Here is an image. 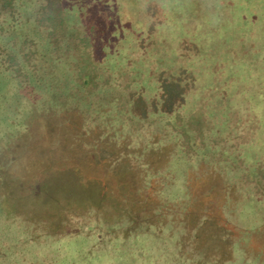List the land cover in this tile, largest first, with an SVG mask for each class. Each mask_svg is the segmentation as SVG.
Here are the masks:
<instances>
[{
  "label": "rangeland",
  "instance_id": "rangeland-1",
  "mask_svg": "<svg viewBox=\"0 0 264 264\" xmlns=\"http://www.w3.org/2000/svg\"><path fill=\"white\" fill-rule=\"evenodd\" d=\"M222 4L0 0V264H264V87L216 57L264 63V0L235 43Z\"/></svg>",
  "mask_w": 264,
  "mask_h": 264
},
{
  "label": "trees",
  "instance_id": "trees-1",
  "mask_svg": "<svg viewBox=\"0 0 264 264\" xmlns=\"http://www.w3.org/2000/svg\"><path fill=\"white\" fill-rule=\"evenodd\" d=\"M234 1H237V0H224V4H222V5H224L225 7H226V12H227V16L225 17V19L224 20H222V24L220 25V27H221V29H225V30H223V32H224V34H227L228 36L229 35H232V38H234L233 40H234V42L233 43H235V42H237V39L235 38V37H238L239 35H241V34H239L238 33V30L237 31H235L234 32V26L235 25H237V23L239 24V26L241 25V26H246L244 23L246 22V18L245 17H243V12H241L240 14H236L234 11H232V8H230V6H232L233 4H231V3H233ZM178 14H180L179 12H177ZM177 13H176V15H177ZM177 18V17H176ZM182 18H186L187 20L188 19H190V17H188V16H182L181 17V19ZM174 19H175V17H174ZM189 22V25H190V27L188 28V33L187 34H185V35H181L180 37H179V39L176 37L175 38V44L177 45L179 42L178 41H181V40H183L184 39V42H183V44L185 45V46H189L188 44H191L193 41H191V38H190V34H191V30L192 29H194L196 26H195V23L194 22H192V20H189L188 21ZM194 24V25H193ZM172 30H171V35H172V33L174 32V30H173V28H171ZM247 35H251V34H247ZM221 36V35H220ZM224 37V35L223 36H221L219 39H218V41L222 44V43H225V46H226V44H228L227 46H229V44L231 45L230 47L231 48H229V50H227V51H229V54L225 57V54L227 53V51L226 50H222V52H220V54L219 55H217L216 57L217 58H219V61H220V65H224V67H225V69H226V71L229 73V77H228V79H230V80H232V81H236V82H240L241 83V81L243 82V81H245L244 83H247V84H251V83H253V80L255 81V80H257L258 82H261L260 84V87H264V82H263V80L261 79L262 78V73L264 72V63H256V61H253V59H251V60H248V62L247 63H240V62H236V63H234L233 61H232V59L235 57L234 56V54H233V48H234V45H232V41H227L228 40V38H227V36H226V38L224 39L223 38ZM183 38V39H182ZM203 40H205V39H203ZM204 42V41H203ZM258 42V41H257ZM257 42H255V44L257 43ZM53 43V42H52ZM51 42H50V44H52ZM194 43V42H193ZM193 43L191 44V46L192 47H194V48H197V47H195L196 45H194L193 46ZM242 46H244V43H240ZM198 45H199V47H200V50H202V48H204L205 49V44L204 43H198ZM257 45V44H256ZM255 46V45H254ZM56 47V46H55ZM218 50H220V48H217ZM250 49H255L254 47L253 48H250ZM262 52H260V54L259 55H257V60L264 54V48H262ZM223 51H226L225 53H223ZM216 52V51H215ZM233 54L232 56H230V54ZM261 53H262V55H261ZM199 54H201V52L199 53ZM203 54V53H202ZM4 56H5V54H4ZM230 60V61H229ZM86 61H84V63H85ZM230 62V63H229ZM231 62H233V63H231ZM161 63V61H159V64ZM144 64H146L145 66H148L150 63H144ZM240 64H242L243 65V68H245V70H247L248 71V74H249V77H250V79H251V82H248V81H246L245 79H243V74H242V72L240 71V68H239V65ZM258 64H260V65H258ZM144 66V65H143ZM144 66V67H145ZM151 66V65H150ZM261 66H263V67H261ZM87 72H88V74L86 73L85 75H84V77L86 78H84V84H88L91 80V77H90V75H89V72H90V70L87 68V70H86ZM256 71V72H255ZM241 80V81H240ZM173 92H175V90H173ZM198 111H195V113H194V116H193V118L191 117V120L193 121V119L195 120V121H193L195 124H197V125H200L199 124V122H200V113H197ZM200 130H201V126H200V128H199ZM199 130V131H200ZM198 136H200V133L198 134ZM196 139H200V137H196ZM264 166H257V173H249L248 174V176H249V178H251V179H262L263 181H264ZM251 174V175H250Z\"/></svg>",
  "mask_w": 264,
  "mask_h": 264
}]
</instances>
